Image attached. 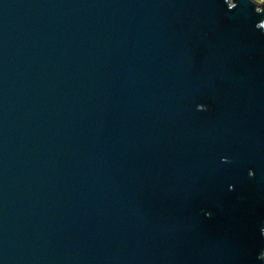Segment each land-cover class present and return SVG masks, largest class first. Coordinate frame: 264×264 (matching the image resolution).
Masks as SVG:
<instances>
[{
	"label": "water",
	"instance_id": "water-1",
	"mask_svg": "<svg viewBox=\"0 0 264 264\" xmlns=\"http://www.w3.org/2000/svg\"><path fill=\"white\" fill-rule=\"evenodd\" d=\"M0 264H264V2L0 0Z\"/></svg>",
	"mask_w": 264,
	"mask_h": 264
},
{
	"label": "built area",
	"instance_id": "built-area-1",
	"mask_svg": "<svg viewBox=\"0 0 264 264\" xmlns=\"http://www.w3.org/2000/svg\"><path fill=\"white\" fill-rule=\"evenodd\" d=\"M257 1H260V2H262V0H257ZM229 2L233 3V0H229Z\"/></svg>",
	"mask_w": 264,
	"mask_h": 264
},
{
	"label": "snow or ice",
	"instance_id": "snow-or-ice-1",
	"mask_svg": "<svg viewBox=\"0 0 264 264\" xmlns=\"http://www.w3.org/2000/svg\"><path fill=\"white\" fill-rule=\"evenodd\" d=\"M262 2H264V0H262Z\"/></svg>",
	"mask_w": 264,
	"mask_h": 264
}]
</instances>
